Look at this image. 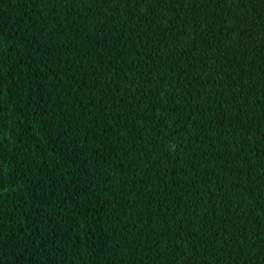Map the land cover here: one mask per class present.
Returning a JSON list of instances; mask_svg holds the SVG:
<instances>
[{"label":"trees","instance_id":"16d2710c","mask_svg":"<svg viewBox=\"0 0 264 264\" xmlns=\"http://www.w3.org/2000/svg\"><path fill=\"white\" fill-rule=\"evenodd\" d=\"M0 264H264V0H0Z\"/></svg>","mask_w":264,"mask_h":264}]
</instances>
